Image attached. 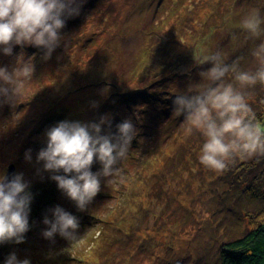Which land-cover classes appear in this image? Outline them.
<instances>
[{
	"label": "rangeland",
	"instance_id": "obj_1",
	"mask_svg": "<svg viewBox=\"0 0 264 264\" xmlns=\"http://www.w3.org/2000/svg\"><path fill=\"white\" fill-rule=\"evenodd\" d=\"M77 4L79 14L66 18L50 58L32 45H14L11 56L0 51V67L9 71L18 62L34 66L21 100L0 97V176L12 169L11 175L22 174L27 190L47 179L53 191L50 206H29L31 229L24 242L4 243L9 251L0 253V264L12 253L30 264H219L222 245L242 237L251 217L263 218L255 213L262 208L264 155L241 157L240 169L203 166L204 137L188 131L172 102L201 83L199 73L212 66L195 58L220 51L228 63L255 60L251 50L260 41L246 40L237 25L252 8L264 17V0ZM189 74L187 81L178 77ZM92 76L97 84L86 85ZM102 117L108 120L102 135H115L125 120L136 135L117 173L100 178L101 190L81 211L52 182V175L63 174L45 171L37 156L47 146L49 128L61 121L99 123ZM255 158L256 165H248ZM101 167L94 159L91 171ZM56 206L77 217V240L43 236V220L53 219Z\"/></svg>",
	"mask_w": 264,
	"mask_h": 264
},
{
	"label": "clouds",
	"instance_id": "obj_2",
	"mask_svg": "<svg viewBox=\"0 0 264 264\" xmlns=\"http://www.w3.org/2000/svg\"><path fill=\"white\" fill-rule=\"evenodd\" d=\"M77 0H0V51L11 56L14 45L42 47L45 59L61 40L60 30L66 18L79 14ZM264 17L258 8H252L240 20L237 27L246 40L260 42L251 50L255 66L244 70L241 57L231 63L220 51L195 58L198 64L212 66L199 75L202 82L190 87L189 93L178 95L173 101L174 115L185 116L188 131H198L204 137L200 163L214 171H223L229 160L264 155V127L248 103L247 89L256 85L264 87ZM235 41L238 36L233 33ZM34 66L31 60L18 62L9 71L0 67V97L5 102L21 100L25 82L32 80ZM231 77L232 82H226ZM108 123L102 117L99 123L61 121L46 131L47 146L39 151L37 160L43 169L63 175H52L58 188L81 211L92 202L101 190L100 178H111L118 171L119 163L127 156L136 130L130 120L118 124L115 135L101 134V126ZM31 150H29L30 153ZM27 155V154H26ZM30 158V156L28 157ZM95 161L102 166L92 172ZM22 174L11 180L0 176V244L24 242L29 230V211L32 195ZM53 219L45 217L48 229L45 238L59 233L62 237L77 240L79 227L76 216L56 206L50 210ZM5 264H30L10 254Z\"/></svg>",
	"mask_w": 264,
	"mask_h": 264
},
{
	"label": "trees",
	"instance_id": "obj_3",
	"mask_svg": "<svg viewBox=\"0 0 264 264\" xmlns=\"http://www.w3.org/2000/svg\"><path fill=\"white\" fill-rule=\"evenodd\" d=\"M191 38V37H190ZM165 45L166 42L164 41ZM165 48V47H164ZM168 46L165 48V51L167 52L166 57L168 56L169 52L167 51ZM176 49V46L173 45V50ZM181 53L177 55V62H181ZM234 59H230L229 62H232ZM250 62H246L244 60H241V68L244 70L251 69L255 66L256 61L253 59H249ZM211 65L210 63H208ZM192 74L185 75V76H178L181 78H184L185 81L189 79V77ZM174 76V75H173ZM96 77H91L94 81H88L86 85H95L97 82L95 81ZM226 82H232L231 77L226 78ZM248 92V103L252 107L253 111L256 114V119L258 122H260L261 126L264 125V87L260 86L259 84L256 85L253 88L247 89ZM182 94H193V93H187L186 90L182 91ZM109 96L106 98L108 99ZM144 99H147L146 97ZM132 99H126L124 101H128ZM173 103V102H172ZM173 106L174 103H173ZM49 117V116H48ZM47 118V116H46ZM50 118V117H49ZM51 119V118H50ZM259 158H255L250 164L251 166H255ZM241 156H235L232 157L229 162L227 168L234 167L235 164H238L239 169L245 167L244 163L240 164ZM227 168L224 170L226 171ZM247 168V167H246ZM64 174L62 171L60 172ZM240 180V178H239ZM54 182V180H52ZM46 179L44 182H41V184L35 185L33 189H29V191L32 195V200L30 205L35 207V205H38L40 207L45 206L48 207L53 202V191L51 183ZM55 183V182H54ZM245 184V183H244ZM264 190V188H263ZM156 198L154 197V200ZM39 201V204H36L35 201ZM260 213H255V215H259V218L251 217L249 220L250 222V228L243 234L242 237L239 239H235L231 242L225 243L222 245L221 253L219 255L220 262L219 264H264V194L262 199V206H261ZM40 209V208H39ZM38 209V210H39ZM34 214L31 212L29 213V216ZM31 229V228H29ZM98 237L94 238L97 239ZM4 243L0 246V253L2 252H8L9 249H7L5 246H3ZM16 248V247H15Z\"/></svg>",
	"mask_w": 264,
	"mask_h": 264
},
{
	"label": "water",
	"instance_id": "obj_4",
	"mask_svg": "<svg viewBox=\"0 0 264 264\" xmlns=\"http://www.w3.org/2000/svg\"><path fill=\"white\" fill-rule=\"evenodd\" d=\"M11 172H12V169L11 170H9L7 173H6V178H7V180H11L12 179V176H14V175H11ZM4 176V177H5Z\"/></svg>",
	"mask_w": 264,
	"mask_h": 264
},
{
	"label": "bare ground",
	"instance_id": "obj_5",
	"mask_svg": "<svg viewBox=\"0 0 264 264\" xmlns=\"http://www.w3.org/2000/svg\"><path fill=\"white\" fill-rule=\"evenodd\" d=\"M3 246H5L6 248H7V245L6 244H4ZM8 249V248H7Z\"/></svg>",
	"mask_w": 264,
	"mask_h": 264
}]
</instances>
